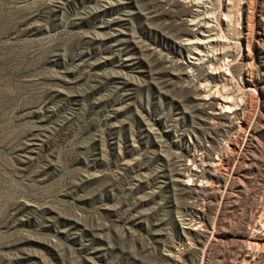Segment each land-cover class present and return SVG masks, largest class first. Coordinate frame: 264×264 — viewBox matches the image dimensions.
Wrapping results in <instances>:
<instances>
[{
    "label": "rangeland",
    "instance_id": "obj_1",
    "mask_svg": "<svg viewBox=\"0 0 264 264\" xmlns=\"http://www.w3.org/2000/svg\"><path fill=\"white\" fill-rule=\"evenodd\" d=\"M0 264H264V0H0Z\"/></svg>",
    "mask_w": 264,
    "mask_h": 264
},
{
    "label": "bare ground",
    "instance_id": "obj_2",
    "mask_svg": "<svg viewBox=\"0 0 264 264\" xmlns=\"http://www.w3.org/2000/svg\"><path fill=\"white\" fill-rule=\"evenodd\" d=\"M196 7H198V8L195 9L196 10L195 14L197 15L200 12L199 7H201L199 2H196ZM192 22H193V24L195 26L198 27V29L201 30V32L198 33V36L195 35L194 38L188 39V41L190 42V44H193L194 46L195 45L199 46L200 44L203 43V40L206 37V32H204V31H205L206 27L208 26V24H206L207 23V19L197 17V19L195 21H192ZM188 41H187V43H188ZM189 58L192 59L191 61H193L197 57H193V55H191V57L189 56Z\"/></svg>",
    "mask_w": 264,
    "mask_h": 264
}]
</instances>
